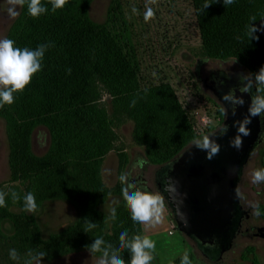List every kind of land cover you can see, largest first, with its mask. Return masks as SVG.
<instances>
[{
  "label": "trees",
  "instance_id": "obj_1",
  "mask_svg": "<svg viewBox=\"0 0 264 264\" xmlns=\"http://www.w3.org/2000/svg\"><path fill=\"white\" fill-rule=\"evenodd\" d=\"M207 2L213 5L201 11L205 0H192L200 34V55L211 60L234 59L250 73L257 72L264 66V40L258 32L259 39L252 40L248 29L264 19V0H234L227 6H223L222 0ZM42 3L49 11L39 18L30 17L26 6L23 8L11 39L21 48L35 49L46 42L54 47L45 53L42 71L23 92L16 94L15 102L0 108V118L10 132L11 146L18 154L24 178L32 188L47 191L39 193V199L70 200L80 211L77 225L51 236L40 251L60 257L86 250L85 246L97 237L118 247L122 231L127 230L130 236L144 233L142 224L131 220L122 196L124 184L119 181L109 190L101 179L102 160L116 141L114 122L121 118L133 122L135 137L144 145L148 163L158 167L193 144V139L202 137L193 131L169 84L140 86V64L126 23L116 24L108 17L104 23L94 22L88 2L79 11L68 0L63 9L55 12L49 0ZM67 69H71L70 75ZM103 96L110 101V116ZM212 102L222 123L223 110ZM40 126L50 133V147L46 154L36 156L31 139ZM258 154L264 168V143ZM124 162V155H119V169H123ZM33 193L36 198V192ZM110 196L120 199L114 208L115 221L101 209ZM40 200L36 199L37 203ZM19 204L22 206V200ZM260 212L264 215V209L260 208ZM16 217L0 208V221L8 219L13 223L12 240L20 237ZM85 218L97 223L87 234L83 232ZM108 218L111 233L105 234ZM35 234L39 241L38 230ZM22 242H27L28 251L32 249L26 236ZM28 251L21 255L20 264ZM121 254L125 261L129 260L127 250ZM187 256L193 264L194 256ZM182 257L173 264H180ZM242 258L255 263L254 249L247 247Z\"/></svg>",
  "mask_w": 264,
  "mask_h": 264
},
{
  "label": "rangeland",
  "instance_id": "obj_2",
  "mask_svg": "<svg viewBox=\"0 0 264 264\" xmlns=\"http://www.w3.org/2000/svg\"><path fill=\"white\" fill-rule=\"evenodd\" d=\"M69 1L77 6L79 11L88 2L89 15L96 23H104L108 17L116 24L124 22L128 25L140 64V86L148 88L161 83L169 84L198 136L209 135L220 127V116L212 102L217 101L204 86L203 81L216 72L243 74L250 72L234 59L211 60L200 55V34L192 0H157V3L152 5L155 16L148 22L144 21L146 0ZM6 7L4 0H0V38L11 39V36L16 34L15 26L22 17L23 8L19 9L17 17L10 19L4 11ZM133 8L138 12L134 14ZM260 26H264V19L258 23L257 27ZM258 34L264 40V31ZM102 102L110 116V101L103 96ZM112 128L116 135L114 148L106 153L100 167L105 187L113 189L121 181L122 175L126 177L124 187L142 176L147 181V189L134 185L135 188L157 192L154 174L159 167L148 163L144 145L135 137L133 122L121 118L114 122ZM11 140L10 132L0 118V191L9 193L6 197L7 206L3 208L17 216L15 222L20 231V237L12 240L13 223L8 219L0 221V264H17L10 259L9 250L16 249L20 257L26 253L27 242H22L25 236L29 246L40 251L44 248V242L51 236L62 234L66 229L77 225L81 218L78 207L70 200L39 199V193H45L46 189L42 191L36 187L32 188L24 178L25 173L21 171L18 154L13 151ZM31 145L36 156L46 154L50 147L49 131L42 126L37 127L32 134ZM119 155L125 157L123 169H119ZM257 168L262 167L256 150L243 166L236 187L242 209L248 211V214L251 213L248 224L252 228L248 233L232 239L233 243L231 241L229 249L221 255L220 263L207 261L188 238L176 231L172 216L165 206L160 224H143L144 235L156 242L152 264H169V261L173 262L189 253L194 254L196 258L193 264H250L248 261H241L247 247H253L260 264H264V241L252 235L255 228L264 227V215L256 216L253 213V205L258 204L259 209H264V183L253 184L251 181V173ZM12 191L18 192L21 196L27 192H36V199L40 200L37 203L38 211L35 214L24 212L20 202H12L10 196ZM119 200L118 197L110 196L101 209L107 215L111 214ZM109 220L106 219L105 234L111 233ZM35 230H38L39 241ZM41 264H94V261L87 250H81L60 257L46 256Z\"/></svg>",
  "mask_w": 264,
  "mask_h": 264
},
{
  "label": "clouds",
  "instance_id": "obj_3",
  "mask_svg": "<svg viewBox=\"0 0 264 264\" xmlns=\"http://www.w3.org/2000/svg\"><path fill=\"white\" fill-rule=\"evenodd\" d=\"M68 0H49L51 10L55 12L58 9H63ZM220 0H215V3ZM223 6L231 5L234 0H222ZM157 0H146L144 10V21L148 22L155 16V11L152 5H155ZM7 5L4 11L10 19H14L19 15V9L26 6L27 14L32 18H39L46 14L49 9L42 3V0H4ZM213 4L207 2L201 9L205 11ZM135 14L138 12L136 8L132 9ZM254 19V18H253ZM264 31V26L257 27L255 24L249 26L248 35L252 40H258L257 32ZM54 47L51 42L39 44L35 49L28 47H18L16 42L10 38H0V108L5 105H12L15 102L16 94L23 92L30 85L33 77L42 71L43 59L49 48ZM68 74H71V69H67ZM243 91L251 93L255 88V94L250 95V104L248 107V116L243 120L234 123L236 127V135L230 140V146L239 150L243 145V138L250 135L248 125L251 123L252 117L264 115V66H261L255 73L241 74L240 77ZM224 99L234 105L243 104V100L234 97L232 93L225 95ZM135 105V100L132 106ZM227 127L222 132L227 134ZM193 145L200 151L206 153L207 159H212L219 154L220 146L211 135H205L202 138H196L192 141ZM122 183L126 182V177L121 176ZM251 181L253 184L264 183V168H257L251 173ZM9 193L0 191V208L6 207V197ZM13 203L22 200V210L24 212L35 214L38 211L35 194L27 192L21 196L18 192L10 193ZM122 196L126 202V206L130 212L133 223L139 224H160L163 219L165 210V202L163 197L158 192L141 191L129 184L123 188ZM237 196L239 192L237 190ZM253 213L256 216L261 215L259 205H253ZM116 210H111L110 219L116 220ZM84 233L91 232L97 227V223L90 219L84 220ZM94 242L86 245L85 248L91 255L94 264H152L154 260V252L156 250V242L147 235L132 234L129 235L127 230L119 234V246L115 247L111 243H107L102 237H97ZM127 250L129 260L125 261L122 252ZM99 254V255H97ZM47 256L46 250L38 251L30 249L22 264H41ZM11 260L20 264L21 257L16 249L9 250ZM169 264H173L169 261ZM180 264H191L189 257L185 254Z\"/></svg>",
  "mask_w": 264,
  "mask_h": 264
},
{
  "label": "water",
  "instance_id": "obj_4",
  "mask_svg": "<svg viewBox=\"0 0 264 264\" xmlns=\"http://www.w3.org/2000/svg\"><path fill=\"white\" fill-rule=\"evenodd\" d=\"M242 72L211 74L208 90L223 110V120L211 135L220 146L212 159L193 144L175 158L159 167L154 174L157 192L163 197L176 226V231L191 240L207 256L218 258L229 249L244 214L236 187L242 168L250 156L264 143V115L252 117L250 135L243 138L242 147L230 146L236 135L234 123L248 116L250 95L245 93ZM232 93L243 100L234 105L224 99ZM227 127V134L222 130ZM264 238V228L254 235Z\"/></svg>",
  "mask_w": 264,
  "mask_h": 264
},
{
  "label": "flooded vegetation",
  "instance_id": "obj_5",
  "mask_svg": "<svg viewBox=\"0 0 264 264\" xmlns=\"http://www.w3.org/2000/svg\"><path fill=\"white\" fill-rule=\"evenodd\" d=\"M209 76H210V75H209ZM209 76H208V77H209ZM208 77L203 81V84H204L205 87H207V86H208V83H209V82L207 81ZM258 149H259V148H258ZM258 149H257V151H258ZM129 184H131V185H135V186H138V187H141V188H143V189H147V186H146L147 181H146L142 176H139V177L136 178V180H134L133 182H129ZM154 185H155V182H154ZM155 188H156V185H155ZM156 190H157V188H156ZM145 191H146V190H145ZM240 206H241V204H240ZM241 208H242V207H241ZM242 210L244 211V214H243V216H242L241 219H240L239 226H238V228H237V231L235 232V235H234V237H233V240H234L236 237L240 236V235H244V234L248 233L249 230H251V228H252V226H250V225L248 224V223H249V220L251 219V213L248 214V211H246L245 209H242ZM261 215H262V214H261ZM261 228H264V227H257V228H255V229L253 230V232H252V235H253L254 237H256V238H258V239L264 241L263 236H260L259 234L254 235V233L256 232V230H257V229H261ZM233 240H232V243H233ZM190 241H191V240H190ZM191 242H192V241H191ZM192 243H193V242H192ZM232 243H231V244H232ZM193 245L196 247V249H197L198 252L201 254V256H202L203 258H205L207 261H209V262H211V263H220V262H221V260H222V257H221V256H219L218 258H211L210 256H207L205 253H203V252H202V251L196 246L195 243H193ZM252 248H253V247H252ZM253 249H254V248H253ZM254 254L256 255L255 249H254ZM188 255H193V256H194V254H192V253H189ZM195 260H196V258H195V256H194V262H195ZM241 261H243V262H247V260H244V259L242 258V256H241ZM248 262H249V261H248ZM250 264H251V263H250ZM253 264H260L257 255H256V262L253 263Z\"/></svg>",
  "mask_w": 264,
  "mask_h": 264
},
{
  "label": "crops",
  "instance_id": "obj_6",
  "mask_svg": "<svg viewBox=\"0 0 264 264\" xmlns=\"http://www.w3.org/2000/svg\"><path fill=\"white\" fill-rule=\"evenodd\" d=\"M142 227H143V224H142Z\"/></svg>",
  "mask_w": 264,
  "mask_h": 264
}]
</instances>
